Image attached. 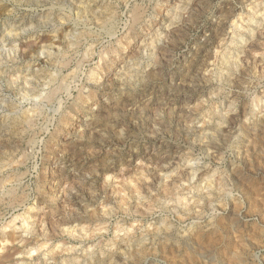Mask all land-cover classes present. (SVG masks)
Wrapping results in <instances>:
<instances>
[{
	"label": "rangeland",
	"instance_id": "1",
	"mask_svg": "<svg viewBox=\"0 0 264 264\" xmlns=\"http://www.w3.org/2000/svg\"><path fill=\"white\" fill-rule=\"evenodd\" d=\"M1 232L2 264H264V0H0Z\"/></svg>",
	"mask_w": 264,
	"mask_h": 264
},
{
	"label": "bare ground",
	"instance_id": "2",
	"mask_svg": "<svg viewBox=\"0 0 264 264\" xmlns=\"http://www.w3.org/2000/svg\"><path fill=\"white\" fill-rule=\"evenodd\" d=\"M136 13H137V12H136ZM137 14H138V13H137ZM138 15H139V14H138ZM139 16H140V15H139ZM133 18H136V16L133 17ZM137 18H138V17H137ZM138 21H139V20H138ZM261 21H262V20H261ZM134 23H135V22H134ZM241 23H242V22H240V23H235V29H237V31H238V30L240 31V29H241V31H242V27H241L242 25H241ZM233 33H237V32H233ZM6 34H7V33H6ZM9 37H10V36H9ZM4 41H5V40H4ZM241 42H242V41H241ZM103 58H104V57H103ZM236 58H237V57H236ZM236 58H235L234 60H236ZM218 59H219V57L213 56V58L211 59V61L209 62V64H210V63H214V62L217 61ZM219 60H220V59H219ZM232 60H233V59H232ZM232 60H230L229 63H230V62L233 63ZM215 63H216V62H215ZM217 63H218V62H217ZM209 64H208V65H209ZM51 94H52V93L49 94L50 97H52V95H53V94H52V95H51ZM46 97H47V96H46ZM0 240L3 241V242H8V234H7V233H4V232H1V233H0ZM3 245H4V244H1V245H0V249L4 248ZM31 250H32V248H31L30 250H28L27 253H28L29 251H31ZM33 251H34V250H33ZM16 254H17V253H16ZM6 257H7V255H5L4 257H2V259L6 258ZM8 257H9V256H8ZM1 262H2V260H0V264H2Z\"/></svg>",
	"mask_w": 264,
	"mask_h": 264
}]
</instances>
